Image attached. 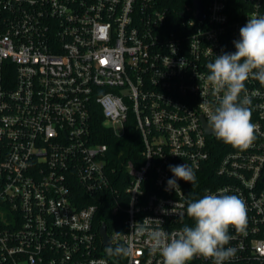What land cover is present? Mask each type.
Listing matches in <instances>:
<instances>
[{"label":"built area","instance_id":"obj_1","mask_svg":"<svg viewBox=\"0 0 264 264\" xmlns=\"http://www.w3.org/2000/svg\"><path fill=\"white\" fill-rule=\"evenodd\" d=\"M199 1L202 18L192 0H0V264H163L132 225L194 226L188 202L221 191L246 206L224 264H264V85L246 81L256 125L247 149L212 135L200 107L218 104L207 63L236 51L264 0ZM99 120L117 137L138 135L113 179L92 132ZM181 164L195 184L166 190L169 165ZM100 206L122 224L106 229L111 245L129 255L106 253Z\"/></svg>","mask_w":264,"mask_h":264},{"label":"clouds","instance_id":"obj_2","mask_svg":"<svg viewBox=\"0 0 264 264\" xmlns=\"http://www.w3.org/2000/svg\"><path fill=\"white\" fill-rule=\"evenodd\" d=\"M239 36L240 39L233 42L234 53H222L207 63L206 79L218 104L213 106L203 101L200 107L207 116V129L212 135L244 150L251 146L256 130L251 122V98L247 94L246 81L251 78L264 85V16L248 18ZM169 170L174 178L168 179L166 190L179 189L177 180L196 182L195 172L187 164L169 165ZM186 212L194 226L184 225L168 233L162 228L147 231L144 224L138 222L132 225V231L138 237L147 235L150 252L159 253L163 264H189L196 256L211 258L213 264H224L235 255L236 249L225 245L231 240L230 227L243 231L246 225V206L242 199L224 191L208 194L189 201ZM105 251L119 257L129 255L130 248L113 247L109 241Z\"/></svg>","mask_w":264,"mask_h":264},{"label":"trees","instance_id":"obj_3","mask_svg":"<svg viewBox=\"0 0 264 264\" xmlns=\"http://www.w3.org/2000/svg\"><path fill=\"white\" fill-rule=\"evenodd\" d=\"M190 0H164L163 5L169 8H179L184 3H188ZM92 132L95 134V139L98 142H105L108 145L106 165L109 170V176L113 179V176L117 173L124 174V161L131 157V145L129 141L136 140L138 138L137 132L127 129L121 137L113 135L111 131L104 127L100 120L96 121L93 125ZM115 215L110 213L108 206H100L97 213V221L95 226L99 227L102 223L106 225V229L109 233L113 229L121 230L122 224L115 223Z\"/></svg>","mask_w":264,"mask_h":264},{"label":"water","instance_id":"obj_4","mask_svg":"<svg viewBox=\"0 0 264 264\" xmlns=\"http://www.w3.org/2000/svg\"><path fill=\"white\" fill-rule=\"evenodd\" d=\"M193 6L196 9V13H197V17L202 18L203 17V10H202V6L199 0H192ZM99 233L102 239V244L104 246H107L110 238L107 235V231H106V225L104 223H102L99 227Z\"/></svg>","mask_w":264,"mask_h":264},{"label":"rangeland","instance_id":"obj_5","mask_svg":"<svg viewBox=\"0 0 264 264\" xmlns=\"http://www.w3.org/2000/svg\"><path fill=\"white\" fill-rule=\"evenodd\" d=\"M118 130H120L119 126H117Z\"/></svg>","mask_w":264,"mask_h":264}]
</instances>
